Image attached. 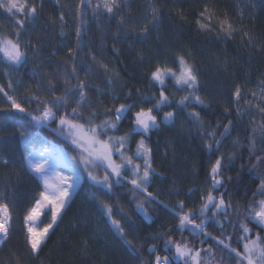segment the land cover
I'll return each mask as SVG.
<instances>
[{
  "label": "trees",
  "instance_id": "1",
  "mask_svg": "<svg viewBox=\"0 0 264 264\" xmlns=\"http://www.w3.org/2000/svg\"><path fill=\"white\" fill-rule=\"evenodd\" d=\"M97 1L88 0L85 4L82 0H28L29 5L36 6L37 12L34 17L24 18L23 28L15 23L19 14L12 16L0 8V37L15 40L18 33L27 51V61L18 66L10 67L0 59V87L10 95L15 92L14 97L20 99L22 106L32 110L36 101L28 98L37 91L42 100L51 101L49 81L54 84L58 70H66V75H71L75 67V75L68 78L74 85L83 71V60L90 54H102L115 72L118 87L110 93L109 89L97 85L101 93L93 97L90 111L83 114L96 112L99 123L106 118L105 107H118L121 103L151 107V104H140L141 98L159 94L158 86L150 82L151 71L157 64L175 69L177 57L183 56L195 67L198 94L208 106L179 109L176 102L186 92L168 79L166 94L171 107L165 111L178 114L174 122L161 123L146 138L155 169L148 191L156 195L154 201L146 204L148 218L136 210V201L145 198L139 194L134 197L130 184L114 186L107 192L92 187L85 179L63 219L36 254L26 244L23 223L26 210L40 190L23 163L25 142L19 132L30 121L24 114L0 112V202L7 203L12 214V230L0 245V264H153L156 255H169L165 248L169 229L173 239L183 238L195 249L213 245L216 261L236 264L226 250L221 251L222 246L215 247L212 239L202 244L201 239L187 231L182 237L176 230L178 219L172 209L182 201L185 211L191 209L198 214L201 197L212 190L211 166L222 157V185L213 194L217 197L222 194L225 201L231 202L232 215L228 219L232 224L225 223L221 228L213 220L207 232L217 238H224L221 233L226 232L231 236V246L241 252L239 226L242 222L251 229V238H255L257 232L263 236L259 227L244 219V213L252 201V193L264 180V113L259 111L264 107L261 85L264 80V0H120V6L112 14L102 10L94 14L90 7ZM78 6L82 13L79 18ZM205 6L213 14L212 31L200 30L196 23ZM225 18L236 29L231 36L219 31L220 22ZM236 87L242 90L238 102L233 96ZM54 95L59 96V93L54 90ZM7 107L6 97L0 93V108ZM54 110L65 111L63 107ZM193 110L200 112L201 123L188 118ZM228 121L232 122L229 133L221 136ZM56 127L51 124L43 129L37 139L46 137L55 143L58 136L50 129ZM129 127L130 121L125 119L119 123L115 135L124 134ZM212 132L216 133L215 139L221 141L219 145L213 143L209 135ZM139 139V135L132 137L129 145L132 153ZM209 143H212L211 150L207 147ZM99 175L103 176V172ZM101 201L110 203L117 214L123 209L121 223L132 247L111 229L100 207ZM152 247L156 251L150 252ZM170 251L173 256L174 248Z\"/></svg>",
  "mask_w": 264,
  "mask_h": 264
},
{
  "label": "snow or ice",
  "instance_id": "2",
  "mask_svg": "<svg viewBox=\"0 0 264 264\" xmlns=\"http://www.w3.org/2000/svg\"><path fill=\"white\" fill-rule=\"evenodd\" d=\"M82 3L87 4L88 0H82ZM119 6L120 0H101V3H97L93 8V13L99 12L102 7L106 13L112 14ZM0 8L12 16L19 14L15 23L20 28L25 25V17H34L37 12L36 6L29 5L28 0H0ZM81 14V8L78 6L77 17L79 18ZM240 18L242 19V13ZM60 19L63 21V15ZM212 19V12L205 6L196 23L200 30L212 31ZM144 31L147 32V28ZM219 31L231 36L236 29L225 18L220 22ZM244 35L247 36L248 33H244ZM79 36L78 28L77 37ZM69 55L71 57V50ZM0 59L6 61L10 67L21 65L27 61V51L22 47L18 33L15 40L0 37ZM92 59L95 61L96 58L93 56ZM176 63L178 67L175 69L167 64H157L151 71L150 82L154 86H158L159 94L140 99L141 105L151 104V107H136L127 103H121L118 107H105L106 118L101 119L99 123H97L96 112L92 111L88 116L83 114L90 111L92 107L87 95L90 86L78 78L74 85L70 79L65 78L66 87L59 96L54 95V86L49 81L51 101L42 100L39 91H37L28 98L29 101H36V107L32 110L23 107L22 103L18 102L13 95L0 87V93L4 94L8 102V108H0V112L14 110L24 114L30 121L28 126L20 129L19 134L25 142L24 166L40 186L38 197L34 198V203L26 210L23 217L26 244L33 254L40 250L41 245L58 226L59 221L63 219L81 181L85 179L91 183L92 187L107 192H111L114 186L123 183L130 184V191L134 197L139 194L145 198L136 201V210L147 218L146 204L154 201L156 195L148 191L155 169L152 167V150L146 143V138L161 123L174 122L178 114L176 111H165V108L171 107L170 97L166 94V81L172 79L178 89H183L186 92L176 102L179 109L189 106L193 109L208 106L198 94L199 80L195 67L183 56L177 57ZM100 68L105 72L108 71L107 66L102 63ZM75 73L76 68L73 67L72 74L75 75ZM261 85L262 93H264V80L261 81ZM233 96L238 102L242 98V90L236 87ZM245 102L248 103L247 100ZM71 104L76 106L71 107ZM60 107L65 109L63 113L54 110ZM69 108L71 111H68ZM259 111L264 113V107L259 108ZM161 112H163L162 116ZM109 113L111 115H108ZM188 118L197 124L201 123L198 111L189 112ZM125 119L130 121L129 130L122 135H115L119 123ZM51 124L57 125L50 131L56 133L58 140L54 143L46 137L37 139L38 134L43 129H48ZM231 124L232 122L228 121V124L224 125L221 136L229 133ZM134 135H139L140 139L136 143L135 152L132 153L129 145ZM209 135L213 138V143L220 144L221 141L215 139V132L209 133ZM207 147L211 150L212 143H209ZM222 159V157L217 158L211 166L209 176L212 180V190L208 191L206 196L201 197L198 214L191 209L185 211L182 201L172 209L178 219L176 230L181 233L182 237L183 233L187 231L194 236H203L206 240L212 239L215 241V247L222 246L221 251L226 250L229 253V258L235 259L236 264H264V236L257 232L255 238H251V229L247 223L242 222L239 226L242 230V235L239 238L243 241L242 252L231 246V236L226 232L221 233L224 238H217L206 230L213 220L215 225L221 228H224L225 223L232 224V221L228 219L232 215L229 211L232 207L231 202L225 201L222 194L219 197L213 194L218 186L222 185L220 178ZM136 161H142V163ZM257 161L260 162V157H257ZM3 163L7 164L8 161H3ZM61 167L64 171L60 170ZM101 171L103 176L99 175ZM257 197H264V180L260 181L259 186L252 193V201L247 205V210L244 213L246 221L264 229V199L257 200ZM100 207L111 229L124 238L129 247H132V241L126 239L125 226L121 223V220L124 219L123 209L120 210V214H117L114 212L113 206L104 201L100 202ZM236 214L238 215L239 212L237 211ZM220 216L224 219H215ZM196 220L200 222L196 223ZM233 226L235 227V225ZM11 230L10 206L0 202V244L5 242ZM171 232L172 230L169 229L168 238L165 240V248L169 250V255L163 257L156 255L154 264H180V262L182 264H212L215 260L213 245H209L206 249H195L183 238L179 241L173 239ZM201 243L203 244L205 241H201ZM172 248H174V257L170 251ZM149 251L154 252L156 249L152 247ZM219 264H223V262L221 261Z\"/></svg>",
  "mask_w": 264,
  "mask_h": 264
},
{
  "label": "rangeland",
  "instance_id": "3",
  "mask_svg": "<svg viewBox=\"0 0 264 264\" xmlns=\"http://www.w3.org/2000/svg\"><path fill=\"white\" fill-rule=\"evenodd\" d=\"M97 3H101V0L93 3L90 8L93 9ZM100 10L104 11L102 7ZM93 56L96 58L95 61L92 59ZM85 57L82 56L81 58H85ZM83 61L84 62L81 66L83 71L81 70V72L79 73L78 76L80 77L79 79L81 81L85 82L86 85L90 86V89L87 92L88 99H89L90 103H91L93 97L96 98L98 96V94L101 93L99 90L100 88H98L97 85H99L100 87H105V88L109 89L110 93H112L118 87V85H116L117 78H116L115 72L112 69L110 62L106 59V57L104 55H102V54L101 55L90 54ZM101 63L107 66V68H108L107 72H105L102 68H100ZM64 71L58 70L56 72V74H57L56 80H54V84H52L54 86V90H56L59 93V95H61L63 93V91L66 87L65 78H71L72 77V73H71V75L70 74L66 75V70H64ZM14 93L15 92H13V96H16ZM14 98L18 102H20L19 98H17V97H14ZM7 106H8V102H7ZM10 113H15V111L11 110V111L5 112L6 115H10ZM18 114H21V113H18ZM167 124H170V123H167ZM140 163H142V161ZM60 170L64 171L63 167H61ZM147 218L145 217V219H147ZM196 223H199V222L196 220ZM257 227H259L261 229L260 226H257ZM261 230H262L263 236H264V229H261ZM196 237L201 239V241L206 240V238L203 236H196ZM242 251H243V241H242ZM202 255H204L203 252H202ZM214 256H215V254H214ZM215 258H216V256H215ZM180 264H182V262H180ZM212 264H219V261L214 260L212 262Z\"/></svg>",
  "mask_w": 264,
  "mask_h": 264
},
{
  "label": "built area",
  "instance_id": "4",
  "mask_svg": "<svg viewBox=\"0 0 264 264\" xmlns=\"http://www.w3.org/2000/svg\"><path fill=\"white\" fill-rule=\"evenodd\" d=\"M1 245V244H0Z\"/></svg>",
  "mask_w": 264,
  "mask_h": 264
}]
</instances>
